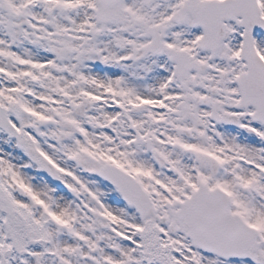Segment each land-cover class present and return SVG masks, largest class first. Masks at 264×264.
I'll use <instances>...</instances> for the list:
<instances>
[{"label":"snow or ice","instance_id":"obj_1","mask_svg":"<svg viewBox=\"0 0 264 264\" xmlns=\"http://www.w3.org/2000/svg\"><path fill=\"white\" fill-rule=\"evenodd\" d=\"M0 264H264V0H0Z\"/></svg>","mask_w":264,"mask_h":264}]
</instances>
